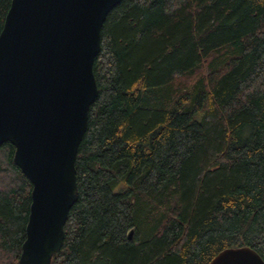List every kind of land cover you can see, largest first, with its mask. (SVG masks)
I'll use <instances>...</instances> for the list:
<instances>
[{"label":"trees","instance_id":"16d2710c","mask_svg":"<svg viewBox=\"0 0 264 264\" xmlns=\"http://www.w3.org/2000/svg\"><path fill=\"white\" fill-rule=\"evenodd\" d=\"M92 67L49 264H207L241 245L264 260V0H120ZM13 152L0 144V264L17 263L30 203Z\"/></svg>","mask_w":264,"mask_h":264},{"label":"water","instance_id":"95a60500","mask_svg":"<svg viewBox=\"0 0 264 264\" xmlns=\"http://www.w3.org/2000/svg\"><path fill=\"white\" fill-rule=\"evenodd\" d=\"M120 0H10L0 30V144L30 181L16 264H49L77 198L75 157L98 88L100 28ZM133 228L127 231L132 237ZM207 264H264L250 246L219 250Z\"/></svg>","mask_w":264,"mask_h":264}]
</instances>
